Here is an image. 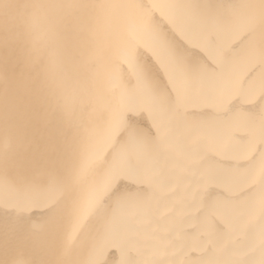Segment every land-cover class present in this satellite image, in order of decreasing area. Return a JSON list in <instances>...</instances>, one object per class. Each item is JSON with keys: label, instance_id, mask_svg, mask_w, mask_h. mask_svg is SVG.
I'll list each match as a JSON object with an SVG mask.
<instances>
[{"label": "bare ground", "instance_id": "bare-ground-1", "mask_svg": "<svg viewBox=\"0 0 264 264\" xmlns=\"http://www.w3.org/2000/svg\"><path fill=\"white\" fill-rule=\"evenodd\" d=\"M0 264H264V0H0Z\"/></svg>", "mask_w": 264, "mask_h": 264}]
</instances>
